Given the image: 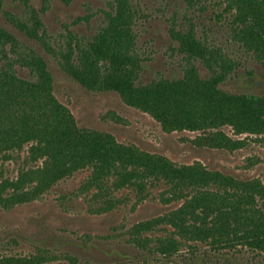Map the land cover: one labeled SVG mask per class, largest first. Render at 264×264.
I'll return each instance as SVG.
<instances>
[{
    "label": "trees",
    "instance_id": "obj_1",
    "mask_svg": "<svg viewBox=\"0 0 264 264\" xmlns=\"http://www.w3.org/2000/svg\"><path fill=\"white\" fill-rule=\"evenodd\" d=\"M185 1L195 7L213 0ZM23 2L34 25L12 13L5 16L40 43H48L38 30L43 24L38 10L29 0ZM222 2L230 40L264 65V0ZM137 13L132 0H115L91 38L66 44L59 58L63 70L91 90L118 92L167 131H201L196 139L200 144L241 146L244 140L226 133L224 125L237 134L264 133V94L223 88L221 83L236 70L238 61L223 47L198 36L193 27L172 33L183 73L140 81L143 61L134 28ZM198 62L209 69V75L201 73ZM23 67L28 74H21ZM25 145L28 157L42 162L21 169L15 179L0 185L2 193L11 189L8 198L0 197L5 202L37 198L62 178L89 168L86 183L95 188V199L103 198L98 199L99 210H109L122 188L133 189L140 199L155 189L164 200L181 199L176 208L133 225L132 246L146 261L156 255L160 261L173 257L174 264H208L207 256L222 249L220 255L227 257L228 264H243L241 251H248L253 259L264 258V182L260 178H240L200 161L178 164L162 153L123 143L109 131L80 126L70 108L56 97L47 60L19 43L0 22V156H10ZM161 224L171 226L172 234L180 237L161 235L151 243L150 235H142ZM203 241L209 247L196 246ZM185 242L190 248L182 251ZM45 256L5 255L0 264H38Z\"/></svg>",
    "mask_w": 264,
    "mask_h": 264
},
{
    "label": "rangeland",
    "instance_id": "obj_2",
    "mask_svg": "<svg viewBox=\"0 0 264 264\" xmlns=\"http://www.w3.org/2000/svg\"><path fill=\"white\" fill-rule=\"evenodd\" d=\"M132 1L138 9L134 28L138 52L143 61L140 81L159 75L177 77L183 73L182 56L175 47L178 43L172 33L176 28L193 27L198 36L223 47L238 61L236 70L221 83L223 88L264 94V65L240 43L230 40L222 0L208 1L195 7L185 0ZM29 2L41 16L43 24L38 30L44 33L48 43H40L5 16L4 13H12L34 25L23 0H3L0 22L19 43L34 48L47 60L54 77V93L70 108L80 126L109 131L123 143L162 153L178 164L200 161L210 168L240 178L258 177L264 182V133L237 134L230 125H224L222 129L226 133L244 140L241 146L228 148L200 144L196 139L201 131H167L149 112L130 105L118 92L91 90L63 70L59 58L66 44L91 38L101 23L104 11L113 7L115 0ZM198 66L203 75H209L206 66L200 62ZM20 72L28 74L24 67ZM41 162L28 157V145L10 156L1 155L0 185L15 179L21 169ZM89 175V168L77 170L29 201L11 203L0 198V257H30L44 253L46 259L38 264L176 263L171 260L173 257L170 261H160L156 255L150 258V262L146 261V256L132 246L131 229L139 221L176 208L181 199L164 200L156 189L140 199L133 189L122 188L115 193L116 203L109 210H99L98 199L101 197L94 198L95 188L86 183ZM9 193L11 189L7 188L0 192V197L8 198ZM172 230L171 226L161 224L151 234L143 232L142 235H150L153 238L151 243H154L158 236H172ZM196 243L199 247H209L204 241ZM188 248L185 242L182 251ZM223 251L225 249L219 254L207 256V263L228 264L227 257L220 255ZM127 252L129 254H123ZM239 256L243 264L264 261L260 257L251 258L248 251H241Z\"/></svg>",
    "mask_w": 264,
    "mask_h": 264
}]
</instances>
